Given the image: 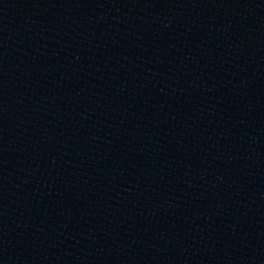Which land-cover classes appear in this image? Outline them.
<instances>
[{"label": "water", "instance_id": "95a60500", "mask_svg": "<svg viewBox=\"0 0 264 264\" xmlns=\"http://www.w3.org/2000/svg\"><path fill=\"white\" fill-rule=\"evenodd\" d=\"M0 264H264V0H0Z\"/></svg>", "mask_w": 264, "mask_h": 264}]
</instances>
